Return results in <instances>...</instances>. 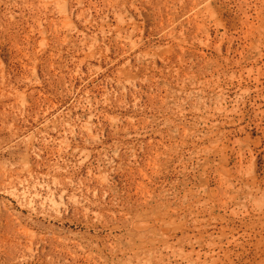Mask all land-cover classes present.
<instances>
[{
	"label": "rangeland",
	"instance_id": "1",
	"mask_svg": "<svg viewBox=\"0 0 264 264\" xmlns=\"http://www.w3.org/2000/svg\"><path fill=\"white\" fill-rule=\"evenodd\" d=\"M0 264H264V0H0Z\"/></svg>",
	"mask_w": 264,
	"mask_h": 264
}]
</instances>
